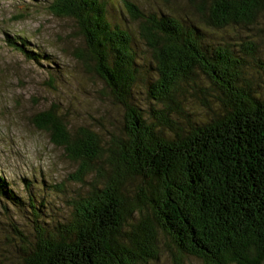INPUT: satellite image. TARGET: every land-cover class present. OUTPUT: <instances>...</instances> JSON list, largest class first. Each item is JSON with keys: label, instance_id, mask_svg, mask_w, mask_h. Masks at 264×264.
I'll list each match as a JSON object with an SVG mask.
<instances>
[{"label": "trees", "instance_id": "1", "mask_svg": "<svg viewBox=\"0 0 264 264\" xmlns=\"http://www.w3.org/2000/svg\"><path fill=\"white\" fill-rule=\"evenodd\" d=\"M186 1L194 18L125 1L135 37L109 21L106 0L50 3L74 21V56L104 83L123 121L105 143L88 127H69L56 105L34 116L79 163L86 192L69 202V217L47 226L44 202L26 205L0 175V199L33 212V240L14 228L19 264H153L164 253L175 264H264V56L255 40L240 39L264 28V0ZM229 30L235 43L213 42ZM138 41L151 61L143 63ZM7 42L53 64L27 40ZM140 82L148 109L136 101Z\"/></svg>", "mask_w": 264, "mask_h": 264}, {"label": "rangeland", "instance_id": "2", "mask_svg": "<svg viewBox=\"0 0 264 264\" xmlns=\"http://www.w3.org/2000/svg\"><path fill=\"white\" fill-rule=\"evenodd\" d=\"M52 1L0 0V175L26 205L31 198L37 206L44 202L42 220L47 226L69 217V202L84 194L86 187L76 179L79 163L70 160L63 147L52 143L50 135L33 124L34 116L56 105L66 114L69 127H88L103 136L105 143L111 138L109 132H118L123 121L121 108L103 95L104 83L75 58L74 50L81 43L73 35L76 25L73 20L51 13L48 7ZM125 1L134 2L144 11L159 8L177 18H194L188 13L186 0H106L109 21L121 24L134 37L137 23L124 12ZM228 32L215 33L213 42L225 38L235 43L230 37L237 38V33ZM240 33L243 41L255 40L264 56V28ZM8 36L27 40L29 50L49 56L53 64L29 60L11 47ZM246 37L250 38L245 40ZM136 45L143 63L151 61L149 48L140 41ZM259 66H254L255 76L263 71ZM49 79L54 80V86L48 85ZM145 93L144 84L138 83L137 104L148 109ZM89 181L87 178L85 184ZM33 220L30 209L19 210L10 201L0 199V264H19L20 245L14 228L32 238ZM153 264L175 263L170 254L164 253ZM184 264L204 263L191 257Z\"/></svg>", "mask_w": 264, "mask_h": 264}]
</instances>
